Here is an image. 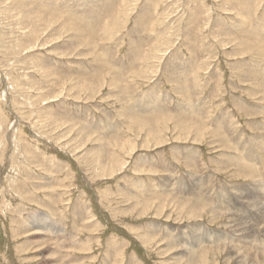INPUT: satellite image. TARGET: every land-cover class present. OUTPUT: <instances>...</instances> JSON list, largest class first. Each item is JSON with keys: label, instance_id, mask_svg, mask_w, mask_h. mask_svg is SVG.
<instances>
[{"label": "rangeland", "instance_id": "374dc122", "mask_svg": "<svg viewBox=\"0 0 264 264\" xmlns=\"http://www.w3.org/2000/svg\"><path fill=\"white\" fill-rule=\"evenodd\" d=\"M263 183L264 0H0V264H264Z\"/></svg>", "mask_w": 264, "mask_h": 264}, {"label": "bare ground", "instance_id": "6f19581e", "mask_svg": "<svg viewBox=\"0 0 264 264\" xmlns=\"http://www.w3.org/2000/svg\"><path fill=\"white\" fill-rule=\"evenodd\" d=\"M140 126H141V125H140ZM140 126H139V127H140ZM250 157H251V156H250ZM252 157H253V156H252ZM252 157H251V159H252ZM254 165H255V164H254ZM254 165H253V166H254ZM238 167H239L240 170L243 169V170H245V171L252 172V166H250V165H247V164H244V163H241V162H240L239 165H238ZM253 169L255 170V167H253ZM254 170H253V171H254ZM251 175H252V174H251ZM258 184H259V183H258ZM263 184H264V183H263ZM250 188H251V187H250ZM252 188H253V187H252ZM248 189H249V188H248ZM254 189L256 190V188H254ZM263 190H264V189H263ZM250 191H251V190H250ZM250 191H249V192H250ZM249 192H248V193H249ZM254 192H255V191H251V192H250L251 198H252V199H258L259 196H258L257 194H255ZM246 193H247V192H246ZM252 193H253V194H252ZM258 193H259V192H258ZM224 195H225V194H224ZM243 195H244V194H243ZM262 195H263V194H262ZM245 198H246V197H245ZM250 202H251V201H250ZM255 202H256V201H255ZM248 204H249V203H248ZM255 204H256V203H255ZM262 204H263V203H262ZM249 205H250V204H249ZM256 205H257V204H256ZM248 207H249V206H248ZM255 209H256V208H255ZM237 210H238V209H237ZM194 211H195V210H194ZM250 211H251V210H250ZM253 213H254V212H253ZM258 213H259V211H258ZM237 215H238V214H237ZM239 215H241V214H239ZM46 216H47V215H46ZM234 216H235V215H234ZM252 216H253V215H252ZM48 217H49V215H48ZM45 218H46V217H45ZM48 219H49V218H48ZM48 219H47V220H48ZM238 219H239V218H238ZM36 221H37V220H36ZM43 221H44V220H43ZM242 223H243V222H242ZM42 224H43V223H42ZM49 224H50V223H49ZM49 224H48V225H49ZM50 227H51V226H50ZM50 227H49V228H50ZM47 228H48V227H47ZM35 229H36V228H35ZM55 231H56V230H55ZM209 234H210V233H209ZM211 234H212V232H211ZM212 235H213V234H212ZM198 243H200V242H198Z\"/></svg>", "mask_w": 264, "mask_h": 264}]
</instances>
